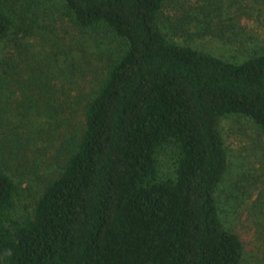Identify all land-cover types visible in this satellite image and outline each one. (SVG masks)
<instances>
[{
  "label": "trees",
  "instance_id": "16d2710c",
  "mask_svg": "<svg viewBox=\"0 0 264 264\" xmlns=\"http://www.w3.org/2000/svg\"><path fill=\"white\" fill-rule=\"evenodd\" d=\"M166 1L60 0L74 28L105 31L123 54L81 124L50 107L76 148L29 215H15L20 186L0 171V264H240L216 201L228 168L219 126L239 116L264 131V53L235 64L172 41ZM13 26L0 9V43Z\"/></svg>",
  "mask_w": 264,
  "mask_h": 264
},
{
  "label": "rangeland",
  "instance_id": "374dc122",
  "mask_svg": "<svg viewBox=\"0 0 264 264\" xmlns=\"http://www.w3.org/2000/svg\"><path fill=\"white\" fill-rule=\"evenodd\" d=\"M0 9L14 23L0 43V171L19 184L14 213L24 216L76 148L50 107L63 104L81 124L83 105L123 46L103 30L74 28L60 0H0ZM159 20L172 41L230 63L264 53V0H167ZM219 128L228 156L216 192L220 218L242 244L240 264H264V131L239 116ZM175 155L161 156L165 176Z\"/></svg>",
  "mask_w": 264,
  "mask_h": 264
}]
</instances>
